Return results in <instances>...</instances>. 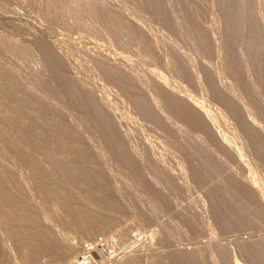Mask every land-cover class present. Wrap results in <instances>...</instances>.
<instances>
[{
	"label": "rangeland",
	"instance_id": "1",
	"mask_svg": "<svg viewBox=\"0 0 264 264\" xmlns=\"http://www.w3.org/2000/svg\"><path fill=\"white\" fill-rule=\"evenodd\" d=\"M0 79V264H264V0H0Z\"/></svg>",
	"mask_w": 264,
	"mask_h": 264
},
{
	"label": "bare ground",
	"instance_id": "2",
	"mask_svg": "<svg viewBox=\"0 0 264 264\" xmlns=\"http://www.w3.org/2000/svg\"><path fill=\"white\" fill-rule=\"evenodd\" d=\"M2 75V74H1ZM4 76V75H3ZM7 79V78H6ZM6 79H4L5 81H7ZM1 80V79H0ZM11 81V80H10ZM9 80H8V82H10ZM5 83V82H4ZM11 84V83H10ZM3 86H4V84H3ZM6 87H8V86H6ZM5 87V88H6ZM0 89H2V88H0ZM2 91V90H1ZM0 91V92H1ZM4 122V121H3ZM1 123H2V121H1ZM8 123V122H7ZM3 124V123H2ZM4 124L7 126V124L4 122ZM3 124V125H4ZM13 125V124H12ZM11 125V126H12ZM8 127V126H7ZM31 138H35L36 139V137H31ZM26 139L28 140L29 139V137L27 138L26 137ZM35 139H33V140H35ZM3 153V152H2ZM1 153V154H2ZM10 155V154H9ZM1 156V155H0ZM4 156H6V155H4ZM28 159V158H27ZM27 159H24V161L25 160H27ZM27 162V161H26ZM96 226V225H95ZM43 245H45L46 247H50V248H55V246L57 245V241H56V239H53V238H48V240H46V243H42ZM68 245V244H67ZM66 247V246H65ZM68 249V247L66 248V250ZM69 249H71V251H72V247L70 246L69 247ZM73 249H74V247H73ZM61 251H64V249L62 250L61 249ZM70 251V252H71ZM65 252H67V251H65ZM69 252V251H68ZM67 254H69V253H67ZM179 260V259H178ZM34 261V260H33ZM30 262L29 264H35V262ZM235 262V261H234ZM73 263V262H72ZM75 264H78V262H74ZM79 264H82V263H79ZM236 264H238V262L236 263ZM240 264V263H239Z\"/></svg>",
	"mask_w": 264,
	"mask_h": 264
}]
</instances>
